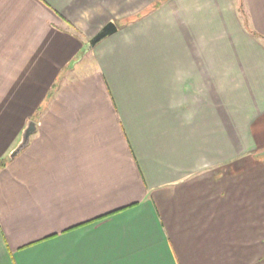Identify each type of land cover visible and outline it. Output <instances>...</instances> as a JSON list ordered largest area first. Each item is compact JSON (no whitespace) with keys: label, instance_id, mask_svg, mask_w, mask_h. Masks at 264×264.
I'll list each match as a JSON object with an SVG mask.
<instances>
[{"label":"crops","instance_id":"1","mask_svg":"<svg viewBox=\"0 0 264 264\" xmlns=\"http://www.w3.org/2000/svg\"><path fill=\"white\" fill-rule=\"evenodd\" d=\"M3 162L0 264H264V0H0Z\"/></svg>","mask_w":264,"mask_h":264},{"label":"water","instance_id":"2","mask_svg":"<svg viewBox=\"0 0 264 264\" xmlns=\"http://www.w3.org/2000/svg\"><path fill=\"white\" fill-rule=\"evenodd\" d=\"M116 31V26L112 22H108L104 25L101 30L93 36L89 41V46H94L101 39L110 36ZM36 131V123L34 121H28L26 126L21 134V139L17 146L9 154V159H13L16 155L20 153L24 147L28 144L30 137Z\"/></svg>","mask_w":264,"mask_h":264},{"label":"trees","instance_id":"3","mask_svg":"<svg viewBox=\"0 0 264 264\" xmlns=\"http://www.w3.org/2000/svg\"><path fill=\"white\" fill-rule=\"evenodd\" d=\"M244 25H245V24H244ZM253 34H255V33H253ZM4 164H5L4 162H3V163H0V167L4 166Z\"/></svg>","mask_w":264,"mask_h":264},{"label":"rangeland","instance_id":"4","mask_svg":"<svg viewBox=\"0 0 264 264\" xmlns=\"http://www.w3.org/2000/svg\"><path fill=\"white\" fill-rule=\"evenodd\" d=\"M240 10H241V8H240ZM89 57V54H87L86 56H85V58H88Z\"/></svg>","mask_w":264,"mask_h":264}]
</instances>
